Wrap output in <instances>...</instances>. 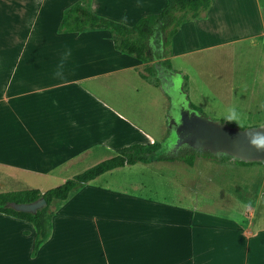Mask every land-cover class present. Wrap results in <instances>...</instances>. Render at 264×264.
<instances>
[{
    "label": "crops",
    "instance_id": "1",
    "mask_svg": "<svg viewBox=\"0 0 264 264\" xmlns=\"http://www.w3.org/2000/svg\"><path fill=\"white\" fill-rule=\"evenodd\" d=\"M77 1H87L94 14L126 26L138 21L142 15L137 19L138 13L158 14L166 5V0H0L2 174L19 173L37 181L58 177L65 182L79 172L81 165H91L100 151L114 156L120 148L154 142L149 137L138 139L139 129L76 85L77 81L94 78L102 66L132 72L146 66L136 57L129 61L117 51L111 34L104 33L107 30L64 36L58 33L57 19L61 21L63 11ZM20 2L28 4L18 5ZM1 17L29 20L20 26L24 41L6 74L1 73V50L11 43L1 42ZM244 42L238 52L239 84L229 83V91L239 89V104L246 98L240 110L247 115L264 113V0H213L206 14L183 24L173 37L171 66L181 71L175 60L200 54L211 53L213 61L230 50L231 56L235 45ZM46 43L52 45L53 57L43 55ZM28 51L30 57L26 59L34 65L33 70L17 75L15 64ZM46 59L50 62L47 66ZM245 72L252 82L250 90L244 85ZM216 77L211 73V81L216 82ZM222 81L230 79L224 77ZM222 93V97L232 96ZM97 178L57 206L50 236L35 258L31 257L33 225L0 213V264H264V236L246 241V221L241 224L233 218L205 216L203 221L211 225L212 233L218 224L226 226L230 222L237 231L231 235L227 231L213 234L211 249L202 250L194 228L202 224L197 213L193 223L191 219L182 221L180 214L184 210L155 198L129 195L107 183L99 185ZM30 189L45 192L38 184ZM233 236L236 239L230 245L229 238Z\"/></svg>",
    "mask_w": 264,
    "mask_h": 264
},
{
    "label": "rangeland",
    "instance_id": "2",
    "mask_svg": "<svg viewBox=\"0 0 264 264\" xmlns=\"http://www.w3.org/2000/svg\"><path fill=\"white\" fill-rule=\"evenodd\" d=\"M85 2L89 6V3ZM3 4L7 5L8 3ZM17 4L26 5L28 2ZM107 11L110 12V9L106 8ZM140 14H142L141 17L146 15L138 13L137 19ZM57 20L60 24V18ZM28 23V19L1 17V42L11 43L10 47L1 50L2 74L8 73L10 66L15 63L14 58L17 56L15 53L18 51L20 43L24 41V35L20 33V26ZM48 30L49 33L53 32L51 25ZM104 33L110 36L109 32L104 31ZM60 34L65 35L64 33ZM47 43V46L42 48L46 49L42 50V53L48 57H53L51 55L52 45ZM245 43H238L234 49L231 48L233 55L230 56V50L227 54L224 53L222 57L216 58L215 61L212 60L211 53L175 60V66L181 67L180 72L183 71L182 73L187 77L186 81H183L180 75L165 72L162 67L153 76L145 72L144 68L139 72L112 71V69L97 64L102 66L97 69L98 75L83 82L77 81L76 85H79V89L90 93L125 121L139 129L141 135L137 136L136 134L138 139L149 137L153 141H164L163 148L167 146L170 150V147L175 145L176 136L173 131L170 132L167 129V114L171 107L174 113L181 103L189 104L190 102L200 111V115L231 127L246 129L264 126V113L259 111L249 116L247 112L241 111L240 107L243 105L240 104L243 101L247 102L246 98L240 100V104L237 103V91L239 89L235 88L231 92L228 87L229 83L231 86L239 84L238 52ZM13 47L17 49L14 50ZM22 55V61H17L15 64L17 75L30 68L33 70L34 65L30 59H26V57H30V51L23 52ZM124 55L128 57L129 61L134 58ZM44 63L47 66L50 62L46 59ZM154 63L152 61L148 64ZM211 73L217 76L216 82L211 81L213 80ZM139 74H143L145 78ZM249 76L246 72L244 73L246 78L244 85L250 90L249 86L252 82L248 81ZM156 77L158 81L155 79ZM224 77H228L230 81H222ZM223 85H225L223 87L224 93L221 92ZM220 92L222 94L232 93V96L222 97ZM246 93L249 94V91ZM86 101L91 106L94 105L88 99ZM112 119H116V117H112ZM100 153H98L99 157L95 161L93 160L92 164L90 163L91 165L87 163L81 165L78 169L79 172H75L68 179L113 156L111 152L100 151ZM163 154L166 157L175 158L193 154L194 164L189 167L180 159L156 161L149 164L138 163L106 173L97 178L96 182L99 185L107 183L117 190L123 189L129 195L139 194L143 197L155 198L153 200L159 203L184 210L183 214H180L182 221L188 219V221L192 220L193 223L195 220L193 215L195 216L197 213L198 220H202V224L199 223L194 228L196 227L197 235L201 239L199 248L202 250H205L206 247L211 249L210 240L213 234L227 231L231 235L237 231L234 223L230 222L226 226L218 224L212 233L211 225L203 221L208 215L233 218L241 224L246 221L244 235L246 241L256 238L257 235L264 236V164L243 165L237 161H229L223 155L214 157L209 154L191 152L188 147L178 152L167 151ZM2 171L1 168L0 193L26 190L37 184L47 191L63 183L62 179L58 177L40 178L37 181L35 178H27L19 173L15 176L8 173L2 174ZM179 238L183 239V234H180ZM232 239H236V236L229 238L230 245H232ZM185 250L187 248L182 249V251Z\"/></svg>",
    "mask_w": 264,
    "mask_h": 264
},
{
    "label": "trees",
    "instance_id": "3",
    "mask_svg": "<svg viewBox=\"0 0 264 264\" xmlns=\"http://www.w3.org/2000/svg\"><path fill=\"white\" fill-rule=\"evenodd\" d=\"M212 2L213 0H166V5L160 13L142 16L134 25L126 26L94 14L85 1H77L63 11L58 33L107 30L111 34L115 49L146 63L145 72L155 76L154 74L162 67L165 72L180 75L182 80L186 81L187 77L171 66L170 57L172 55L173 37L181 25L206 14ZM152 61L155 63L148 64ZM141 76L145 78L143 74ZM155 79L158 81L157 77ZM189 106L200 113L190 102ZM163 142L135 143L120 148L111 158L97 163L44 193L36 189L0 193V213L27 221L33 225L35 236L31 257L35 258L41 246L50 236L51 221L57 206L66 202L73 193L97 177L112 170L138 163L149 164L156 161L180 159L189 167L193 166V154L180 156L179 158L166 157L163 154ZM40 198H44L46 205L34 214L17 212L8 206L11 202L33 203Z\"/></svg>",
    "mask_w": 264,
    "mask_h": 264
},
{
    "label": "water",
    "instance_id": "4",
    "mask_svg": "<svg viewBox=\"0 0 264 264\" xmlns=\"http://www.w3.org/2000/svg\"><path fill=\"white\" fill-rule=\"evenodd\" d=\"M175 124L172 130L176 136L175 148L186 146L200 154L223 155L229 161L264 164V126L239 129L195 112L189 117L188 112L182 111ZM45 205L44 198H40L33 203L11 202L8 206L17 212L34 214Z\"/></svg>",
    "mask_w": 264,
    "mask_h": 264
},
{
    "label": "flooded vegetation",
    "instance_id": "5",
    "mask_svg": "<svg viewBox=\"0 0 264 264\" xmlns=\"http://www.w3.org/2000/svg\"><path fill=\"white\" fill-rule=\"evenodd\" d=\"M173 109H172V107L169 109V111H168V114H167V116L169 117V119H166L167 120V129H168V131H172L174 128H175V126H176V122H178V120H179V111H182L183 113H185V112H188V116L189 117H191V113L192 112H195V113H197V114H200V113H198L197 111H195V110H193L190 106H189V104H184V103H181L179 106H178V109L173 113V111H172ZM179 110V111H178ZM170 119H173V121H171V128H169V121H170ZM171 149L169 150L168 149V147L166 146L165 148H163V150H164V152H167V151H170V152H178V151H181L183 148H186L187 149V147H185V146H182V147H180V148H175L174 146L173 147H170Z\"/></svg>",
    "mask_w": 264,
    "mask_h": 264
}]
</instances>
